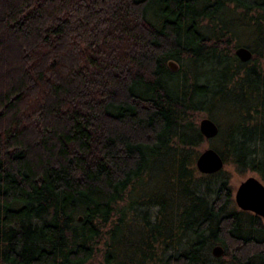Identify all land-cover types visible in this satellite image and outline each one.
<instances>
[{
    "label": "trees",
    "instance_id": "trees-1",
    "mask_svg": "<svg viewBox=\"0 0 264 264\" xmlns=\"http://www.w3.org/2000/svg\"><path fill=\"white\" fill-rule=\"evenodd\" d=\"M260 66L264 0H0V264H264L194 164L218 106L211 146L264 181Z\"/></svg>",
    "mask_w": 264,
    "mask_h": 264
},
{
    "label": "water",
    "instance_id": "water-1",
    "mask_svg": "<svg viewBox=\"0 0 264 264\" xmlns=\"http://www.w3.org/2000/svg\"><path fill=\"white\" fill-rule=\"evenodd\" d=\"M233 52L242 61L251 56L249 48L245 45L236 46ZM166 64L172 70L177 68V63L172 59H168ZM197 128L204 138H211L217 132V126L209 116L200 117ZM223 163L222 155L212 146L199 150L194 159L196 168L202 172L217 170ZM232 197L239 208L251 210L264 218V181L256 173L249 172L240 178L232 190ZM211 252L213 255L220 254L222 246L219 243L212 244Z\"/></svg>",
    "mask_w": 264,
    "mask_h": 264
},
{
    "label": "rangeland",
    "instance_id": "rangeland-1",
    "mask_svg": "<svg viewBox=\"0 0 264 264\" xmlns=\"http://www.w3.org/2000/svg\"><path fill=\"white\" fill-rule=\"evenodd\" d=\"M238 43L243 44V42L240 40L238 41ZM232 50L234 51V48ZM263 73H264V69H263ZM212 110H214V108ZM205 115H208V113L200 111L199 113H197V120L200 117L205 116ZM213 116L215 118V121L220 126L221 130L224 129L225 125L227 124V118L223 115V111L220 107L217 106V108H215ZM216 142H217L216 138H214V139H209V138L203 139L198 146L199 150H201L202 148H204L206 146H211L212 143H216ZM222 168H223V171H225V173H227V175H228V182L231 185V193H232V190L234 189L236 183L239 181L240 178H242L244 175H246L249 172H254L253 170H249V169L241 170V171L236 170L231 163L226 162V161L223 163ZM261 219L264 222V218L261 217ZM96 257H97V255H96ZM94 261L95 260H93L92 263Z\"/></svg>",
    "mask_w": 264,
    "mask_h": 264
},
{
    "label": "flooded vegetation",
    "instance_id": "flooded-vegetation-1",
    "mask_svg": "<svg viewBox=\"0 0 264 264\" xmlns=\"http://www.w3.org/2000/svg\"><path fill=\"white\" fill-rule=\"evenodd\" d=\"M249 58H250V57H249ZM249 58H248V59H249ZM248 59H247V60H248ZM263 69H264V66H260V72H259V73H260V75L264 78ZM262 82H263V80H262ZM205 116H208V115H205ZM210 118H211V117H210ZM211 119L215 122V124H216V126H217V132H218V130L221 129L220 126H219L218 123L215 121L214 116H213ZM217 132H216V134H217ZM216 134H215V135H216ZM254 173H255V172H254Z\"/></svg>",
    "mask_w": 264,
    "mask_h": 264
}]
</instances>
